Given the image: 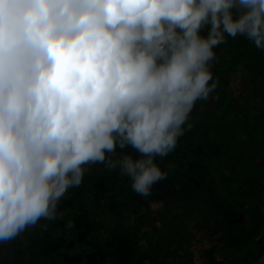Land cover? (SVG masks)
Masks as SVG:
<instances>
[{
	"label": "clouds",
	"instance_id": "clouds-1",
	"mask_svg": "<svg viewBox=\"0 0 264 264\" xmlns=\"http://www.w3.org/2000/svg\"><path fill=\"white\" fill-rule=\"evenodd\" d=\"M236 36L264 50V0H0V243L55 220L85 165L151 196Z\"/></svg>",
	"mask_w": 264,
	"mask_h": 264
},
{
	"label": "rangeland",
	"instance_id": "rangeland-1",
	"mask_svg": "<svg viewBox=\"0 0 264 264\" xmlns=\"http://www.w3.org/2000/svg\"><path fill=\"white\" fill-rule=\"evenodd\" d=\"M214 51L216 58L211 62L213 80L209 83L215 82L216 89L210 93L207 101L196 102L183 126L186 129L184 135L178 139L175 148L165 157L155 159V163L165 173V179L155 184L151 190L152 195L145 198L133 191L131 178L124 176L126 185L130 184L128 188L112 189L114 200L121 203L116 218L107 210L98 208L103 205L102 202L91 201L89 210L86 209L88 217L93 219L97 227H105L106 232L118 220L132 225V219L144 211L154 215L161 200L178 188L174 175L177 171L181 179H187L191 172L195 181L208 179L213 184H219L220 197L227 205L233 206L234 212L243 222L244 229L253 226L252 215L262 213L260 203L264 199V50L258 49L245 37L236 36L227 37V43L217 46ZM237 56H241L240 59L243 60L235 61ZM235 106L242 115L247 113V117L243 115L241 118L246 129L238 133L232 141V129L228 133L225 131L230 127L227 123L229 110H233ZM218 135L222 138L219 139ZM232 147H235L236 151ZM123 152L138 158V154L131 148H118L112 158H117ZM193 153L195 159H187L188 155L192 156ZM220 157L228 163L223 166L218 161ZM85 169L83 181L87 175L116 180L122 177L118 174L119 168L108 169L104 163L85 165ZM185 183L191 184L188 180H183L182 189ZM73 219L74 212L62 216L58 214L55 220L42 218L15 239L0 243V264H34L44 260L45 257L40 254L44 232L49 231L54 237L63 233L66 241L71 242L75 237L72 230ZM168 234L166 231L165 237ZM83 251L82 247L75 244L62 252L52 254L50 264H61L65 254L75 253L82 256ZM142 257L150 258L144 254ZM166 263L170 264L169 260ZM245 264H264V254L257 261Z\"/></svg>",
	"mask_w": 264,
	"mask_h": 264
},
{
	"label": "trees",
	"instance_id": "trees-1",
	"mask_svg": "<svg viewBox=\"0 0 264 264\" xmlns=\"http://www.w3.org/2000/svg\"><path fill=\"white\" fill-rule=\"evenodd\" d=\"M241 56L244 58L243 55ZM240 57H235V61L239 60L240 62V60H243ZM238 109L235 106L233 110H229L230 117H227V123L230 127L225 132L228 133L232 129V141L238 133H242L246 129L241 118H243V115L247 117V113L242 115ZM232 149L236 151L235 147H232ZM250 175L252 176V173ZM91 201L102 202L103 205L98 208L107 210L111 216L117 217L121 203L114 200L107 179L101 176L87 175L82 185L70 188L67 191L65 196L61 198L57 208L58 214L74 212L72 221L74 240L67 242L63 233H58L54 237L51 232L45 231L41 238L40 254L45 258H49L51 254L77 244L85 249V253L82 257L73 253L65 254L62 258L65 264H143L140 250L134 248L135 242L132 240L130 230L120 222L114 223L107 234L106 241L101 242L100 227L95 225L93 219L89 218L86 212V209L89 210ZM260 208L262 213L252 215L251 222L253 226L244 232V248L240 250L241 261H239L240 258L235 259L233 262L224 259L217 260L212 256L213 252L229 255L231 246L240 244L239 242L228 243L226 242L227 237H225L222 239L219 248L211 247L207 249L202 264H245L246 261H257L264 254V199L260 203ZM167 225L172 231L174 230V221L171 220ZM196 228H199V226H196ZM159 230V228H155L154 232H160Z\"/></svg>",
	"mask_w": 264,
	"mask_h": 264
},
{
	"label": "flooded vegetation",
	"instance_id": "flooded-vegetation-1",
	"mask_svg": "<svg viewBox=\"0 0 264 264\" xmlns=\"http://www.w3.org/2000/svg\"><path fill=\"white\" fill-rule=\"evenodd\" d=\"M225 129L226 128H224L223 131H225ZM218 136L219 139L222 138L220 135ZM194 155V153L192 156L188 155L187 159L194 160ZM218 161L222 163L223 166L224 163H228L227 160L221 157ZM174 175L178 188L174 189L173 194L161 200L160 206L155 210L154 215L144 211V213L141 214L143 220H146L149 225L157 221L161 222L162 229L160 227L159 231H168L173 237L172 245L176 253L184 258H191L192 264H202L207 249L211 247L219 248L222 239L225 237H227L226 242L228 243L239 242L240 244L235 246L232 245L229 255L213 252L212 256L217 260L224 259L229 262H233L237 258L239 259L240 250L244 248V232L247 229H244L243 222L234 212L233 206L227 205L222 197H220L218 192L220 185L213 184L208 179L201 182L195 181L194 175H192L191 172H189V177H187V179L179 178V171ZM183 180L185 182L188 180L191 184L185 183V187L182 189L181 184ZM155 217L157 220L154 219ZM171 220L174 221L173 231L167 225ZM164 221L166 223H163ZM196 226H199V228H196ZM111 228L112 226L106 230V233H108ZM248 228H250V226ZM197 242L202 246L200 258H194V253L191 249ZM51 255L49 258L37 261V263L34 264L42 262L44 264H50ZM239 261H241V258ZM247 262L250 261H246V263ZM61 264H65L63 260Z\"/></svg>",
	"mask_w": 264,
	"mask_h": 264
},
{
	"label": "crops",
	"instance_id": "crops-1",
	"mask_svg": "<svg viewBox=\"0 0 264 264\" xmlns=\"http://www.w3.org/2000/svg\"><path fill=\"white\" fill-rule=\"evenodd\" d=\"M122 177H120L119 180H116L115 178H107V181L109 183V188L117 190L122 188L123 190H126L128 188V185H126V180H124V175H122L119 171V173ZM103 177V176H101ZM114 180V181H113ZM139 215L138 217L132 219V225H126L125 223L120 222L122 225H124L127 229L130 230L132 234V240L135 242L134 248L140 250L141 256L148 255L150 258H144L142 257V263L143 264H158L163 263L167 264V260H169L170 264H188L187 260L192 261L191 258H184L180 256L173 248L172 245V235L169 233L165 237L166 231L162 232H154L155 228L162 229L161 222H154V224L149 225L146 220H143L142 216ZM121 219V218H120ZM117 223V221H116ZM147 223V224H145ZM114 223L112 224V226ZM105 227H100V240L101 242H105L107 238V234L105 232ZM106 234V235H105ZM193 246V245H192ZM207 247V246H205ZM202 246L197 242L191 249L194 253V258H200V255L202 253L201 250ZM65 250V249H64ZM191 250V251H192ZM204 250V248H203ZM59 252V251H58ZM62 252V250H60ZM85 253V249L83 251V254ZM75 255V253H73ZM82 257V256H81ZM184 259V260H183ZM191 264V262H190Z\"/></svg>",
	"mask_w": 264,
	"mask_h": 264
},
{
	"label": "water",
	"instance_id": "water-1",
	"mask_svg": "<svg viewBox=\"0 0 264 264\" xmlns=\"http://www.w3.org/2000/svg\"><path fill=\"white\" fill-rule=\"evenodd\" d=\"M183 260H184V259H183ZM187 261H188V264H190L191 261H190V260H187Z\"/></svg>",
	"mask_w": 264,
	"mask_h": 264
}]
</instances>
